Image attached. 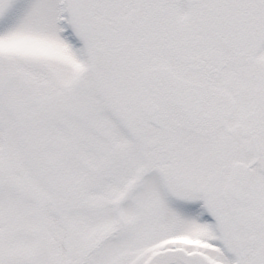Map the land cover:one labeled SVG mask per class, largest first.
<instances>
[{"label":"snow or ice","instance_id":"obj_1","mask_svg":"<svg viewBox=\"0 0 264 264\" xmlns=\"http://www.w3.org/2000/svg\"><path fill=\"white\" fill-rule=\"evenodd\" d=\"M0 264H264V0H0Z\"/></svg>","mask_w":264,"mask_h":264}]
</instances>
